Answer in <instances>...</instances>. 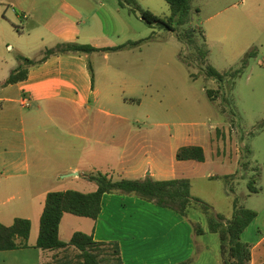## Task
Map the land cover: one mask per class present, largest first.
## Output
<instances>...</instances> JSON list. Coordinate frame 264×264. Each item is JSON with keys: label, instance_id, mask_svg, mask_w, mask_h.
I'll list each match as a JSON object with an SVG mask.
<instances>
[{"label": "crops", "instance_id": "0c3cea01", "mask_svg": "<svg viewBox=\"0 0 264 264\" xmlns=\"http://www.w3.org/2000/svg\"><path fill=\"white\" fill-rule=\"evenodd\" d=\"M210 1L228 4L223 10L210 14L208 24L211 25L223 12L229 14L215 24L219 28L216 33L212 27L214 33L211 35L207 30L209 48L217 42L224 45L229 35H245V26L254 28L258 34L264 33V0ZM111 3L112 0H0V224L9 227L17 219H27L32 224L28 247L0 252V264H48L58 254L36 248L47 195L80 192L78 180L91 184L88 192L81 193L89 194L98 189L86 175L83 179L76 178L73 186L64 183L69 177L62 175L83 171L79 158H83L85 148L81 142L93 143L92 155L102 158L105 163L104 168L93 166V173L111 169L109 165L117 159L118 144L124 148L121 160L131 165L122 169L119 180L152 178L169 181L178 178L177 166L195 162L177 159L179 150L185 146L202 147L207 159L208 151L202 143L206 129L188 137L185 144L176 146L173 142L166 146L164 142L154 140L159 138L158 133L150 134L152 131L147 130L148 133L141 137L140 127L118 125L114 114L103 107L102 93L96 87L97 71L92 68L93 76L90 72V55L109 60L112 53L129 54L137 47L119 51L105 49L139 41V38H133L134 30L129 22L122 19L120 11ZM66 43L87 45L101 51L88 55L52 56L39 63L45 50ZM4 48L14 54L11 60L3 56ZM18 56L31 59L36 65L29 68L25 81L2 86L19 67ZM108 73L124 76L122 71L110 65ZM123 84V90H130V85L136 91L148 86L143 80H134L132 84L124 81ZM123 100L127 104H143L135 95ZM173 140L179 141L177 137ZM212 141L210 139V145ZM223 156H226L225 152ZM214 157H220L218 151ZM236 157L235 162L239 165V152ZM166 160L171 167L167 166ZM105 175L111 178L109 174ZM180 175L179 178H187L186 174ZM119 194L103 196L102 211L97 220L65 214L60 238L64 232L67 237L64 242H69L76 232H83L92 235L97 242L117 243L124 264H222L220 241L213 237L217 234L208 232L206 217L205 222L195 215L197 220H186L191 226L185 223L188 235L184 236L182 246L179 228L184 221L181 214L171 213L170 209L140 197H121ZM118 199L130 200L135 207L156 204L157 208L168 210L166 214L171 220L152 225L143 220L131 221L127 214L115 220L110 210ZM123 207L127 206L124 204ZM252 210L257 216L243 233L242 240L252 246L251 264H264V205ZM190 211L185 218L191 216ZM76 223L79 228H75ZM198 226L205 234L196 233ZM150 228L163 230L160 235H154ZM183 247L186 249L184 254L181 253Z\"/></svg>", "mask_w": 264, "mask_h": 264}, {"label": "rangeland", "instance_id": "374dc122", "mask_svg": "<svg viewBox=\"0 0 264 264\" xmlns=\"http://www.w3.org/2000/svg\"><path fill=\"white\" fill-rule=\"evenodd\" d=\"M137 2L143 10H148L161 19L171 17L170 6L166 0ZM111 4L133 28V38H139L142 42L129 54L112 53L109 60L90 55L91 66L97 71L96 87L102 93L103 107L114 114L118 125L140 127L141 137L148 133L147 130L152 131L150 134L158 133L159 138L154 140L162 141L166 146L173 142L176 146L185 144L188 137L206 129L205 138L202 140L208 151L206 162H186L175 168L178 178L182 177L180 174H186L184 176L191 180L192 197L202 200L215 214L227 219L233 216L235 198L239 199L240 206L250 210L264 205V33L258 34L254 28L245 26V35H229V40L224 45L216 41L209 48L206 65H202L196 61L198 53L195 46L202 47L203 40L200 35L194 34L193 43L190 42L185 34L188 26L179 29L177 33L168 32L148 25L141 19L139 12H131L130 7L121 6L119 0H112ZM227 4L228 2L218 5L212 4L210 0H192L193 10L199 8L201 12L193 15L191 27L202 28L205 35L207 30L210 35L213 29L216 33L219 28L215 24L229 12L219 14L211 25L207 18L210 14L223 10ZM207 44L209 46L208 41ZM249 53L254 54L247 57ZM2 54L7 60L14 57L11 50L7 51L5 48ZM109 65L122 71L124 76L109 74ZM206 68L229 75L224 78L223 83H218L206 75ZM134 80L146 81L148 86L136 91L130 85V90H123L124 81L132 84ZM131 90L132 94L129 92ZM209 91L215 92L214 102L208 96ZM132 95L137 96L143 104L125 103L123 99ZM173 137H177L179 141H174ZM210 139L213 140L212 145L209 143ZM71 140L77 142L75 139ZM81 143L85 148L83 158H79L83 171H79L80 176L62 175L69 177L64 180L69 186L76 183V178L83 179L84 175H90L93 166L104 168L105 165L102 158L92 155L93 143ZM119 146L118 144L116 149V161L109 165L111 169H99L103 174H109L114 181L121 178L123 168L131 165L121 160L124 148ZM216 151L220 154L219 158L214 157ZM238 152L239 165L235 162ZM99 153L101 154V149ZM90 155L92 157L88 158ZM166 161L167 166L171 167L168 160ZM182 171L184 173H180ZM228 175H236L229 178L234 193L224 179ZM78 181L80 192L90 190L91 184ZM119 196L138 197L126 194ZM124 204L127 207H123ZM153 205L155 206L151 204L135 207L130 200L124 202L118 199L112 205L110 215L119 220L127 214L131 221L143 220L152 225L171 220L166 214L168 210H161L156 204ZM169 211L172 213L174 210ZM190 215L189 218L180 216L182 222L184 221L179 228L182 246L184 236L188 235V226L185 223L191 226L186 220H197L196 217H200L206 221L205 216L196 210H191ZM75 228H79L77 223ZM162 230L150 228L154 235H160ZM69 231L70 228L67 229ZM213 237L219 239L218 235ZM61 238L67 241L64 232ZM185 251L183 247L181 253L184 254Z\"/></svg>", "mask_w": 264, "mask_h": 264}, {"label": "trees", "instance_id": "16d2710c", "mask_svg": "<svg viewBox=\"0 0 264 264\" xmlns=\"http://www.w3.org/2000/svg\"><path fill=\"white\" fill-rule=\"evenodd\" d=\"M119 1L121 6H129L131 12H139L141 19L150 26H156L172 33H177L179 29L188 26L185 34L190 42L193 43L194 34L200 35L203 40L202 47L195 46L198 53L196 61L206 65L210 53L209 46L203 29L191 27L194 20L193 15L199 14L198 9L193 10L192 0H166L171 10V17L168 19H161L150 11L143 10L137 0ZM141 42H129L120 47L105 49V51H119L127 47L135 48L139 47ZM98 51L101 50L78 43L61 44L54 49L45 50L44 57L39 63L52 56L88 55ZM253 54L249 53L247 57ZM17 59L20 62L19 67L1 84L2 86L25 81L28 78L29 68L36 65L35 61L23 56H18ZM90 72L93 76L91 66ZM205 73L218 83H223L224 78L229 75H222L212 68H206ZM214 94V91L208 92V96L213 102L215 101ZM177 159L179 161L203 163L206 161V154L200 146H185L179 150ZM235 176L228 175L224 177L232 193H234V190L229 183V178ZM86 178L97 184L98 189L96 192L84 194L78 191H66L52 192L47 195L36 248L58 253L53 257L52 262L48 264H124L117 243L97 242L92 235L83 232H76L69 242H64L60 238L61 223L65 214L97 220L102 211L103 196L112 193L137 195L142 200L154 202L160 207L174 210L184 217L188 215L191 209L198 210L207 219L208 232L217 234L219 237L222 264H251L252 246L243 242L242 235L256 218L257 212L240 206L238 198L234 200L233 216L227 219L222 215L215 214L212 208L202 200L192 197L191 180L189 178H176L169 181H157L152 178L114 181L101 172L91 173ZM31 228L32 224L27 219H17L9 227L0 224V252L27 248ZM196 233L203 235L205 230L198 226Z\"/></svg>", "mask_w": 264, "mask_h": 264}, {"label": "water", "instance_id": "95a60500", "mask_svg": "<svg viewBox=\"0 0 264 264\" xmlns=\"http://www.w3.org/2000/svg\"><path fill=\"white\" fill-rule=\"evenodd\" d=\"M73 175H76V176H77L78 174H77V173H74V174H70V175H68V176H73Z\"/></svg>", "mask_w": 264, "mask_h": 264}]
</instances>
